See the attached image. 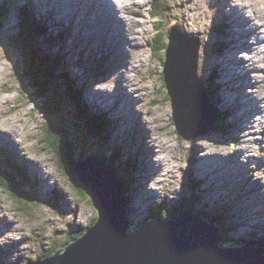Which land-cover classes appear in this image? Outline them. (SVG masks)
<instances>
[{"label": "rangeland", "instance_id": "obj_1", "mask_svg": "<svg viewBox=\"0 0 264 264\" xmlns=\"http://www.w3.org/2000/svg\"><path fill=\"white\" fill-rule=\"evenodd\" d=\"M219 2L223 3V0H217L216 2H214V0H193V2H191L190 5H188V4L185 5L183 2L184 6L182 7V4L176 5L175 0H131L130 9L127 10V13H126L127 18L125 17L124 20L126 23V29L129 30L128 31V34H129L128 38L130 41L133 42L132 43L133 49L130 52V55H132L135 59V62L131 65L132 66L130 69L131 71H129V73H127V75L129 76V79H130L129 85H131L132 88H134L135 91L137 93H139L137 95H138V98L141 99L140 103L142 105H144V106L140 107V110L143 112H146L148 114V120L151 123V127H152V134L154 133V135L157 137V141L156 142L151 141L150 134L148 133L147 127H143L144 125H140L139 123H137L136 126H138L141 130L144 128V131H143L144 139H141V141L145 140L147 142V140H148L149 151L151 152L152 155L155 154V157L153 156V158H150V161L151 162H157L156 158H159V159H161V166H163V169H162L160 175L156 176V178L153 176H150V174H149L144 179H140V181H139L140 185H142L145 189L144 192L142 193V195L147 200H150L151 198H153L152 193L148 190V187L150 185L152 186V188L155 187V188H158L159 190L164 188V190L166 191V193L164 195L168 199L172 200L171 195L173 193L171 192V190L167 187L166 188L163 187V185H164L163 182H166L168 180L172 181L171 179H173L171 177V175L167 173V172H170L169 169L171 167L174 168L173 172H177V173H180V169L183 167L184 168L189 167V171H191V172H193V171L199 172V170H200L199 165H195L193 162H192L193 166H189L186 161L185 162H183L182 160H179L178 162L175 161L177 159L176 157L179 156V153L177 152L179 150V148L182 147L184 154L187 153V149L190 145H192L193 139L192 140H185L183 138L178 139L176 137V135H174L175 126H174V123L172 122V118H171V116H172L171 104L169 101H166L164 99V96L166 94V89H161L162 93L160 92L161 81L159 78V74H160V72H163L164 64H161L159 58L157 56H155L154 53H152L154 50V47H156V37H157L156 30L160 29V31L164 32V30H168L169 28H173V29L175 28L180 34H184L187 36L190 35L192 37H194L195 34L204 33L203 31H206V33L211 34L212 26H210V25L212 24V19L214 18L217 20L223 14L226 15V13H225L226 9L223 10V6L219 5ZM250 2L253 3V1H250ZM192 3L195 4V6H192ZM245 3H246V1L244 0V4ZM25 4L26 5L36 4V0H30L28 2H25ZM154 4L158 5L160 7V9L163 11V15H164L162 18V20L164 22L163 25H161L159 23L160 18L157 15V13L155 12ZM73 6L74 5L70 6V9H72ZM105 7L109 8V5L107 4ZM194 8H195V10H194ZM258 8H260V9H258ZM263 8H264V3L260 4L258 7H256L257 11L261 12V15L264 14ZM253 9H255V8L253 7ZM242 10H243L245 16L251 15V14H248V12H249L248 7H245ZM257 11H256V13H257ZM217 12H220L222 15L220 13L217 15ZM104 14H106V13H104ZM112 14L114 15L113 12H112ZM240 15L242 17V14H240ZM225 17H227V16H225ZM80 18H82V14H80ZM89 21H91L90 17L87 14H85V16L83 17V20H81L80 22H70L69 23L70 26H68L67 24H64L65 26H62L64 28V30H67V32H66L67 33L66 44L76 46V48L78 50H80L81 52H83L85 54V57H87L89 55L91 56V54L93 53V50L95 49V46H98V49L104 48L106 45L109 44V40L111 38L109 36L103 37V38L101 37V39H102L101 44H99L98 41H93L94 37L88 31V29L89 30H92V29H91V27L87 28V26H86L87 23H89ZM221 21H223V20H221ZM263 22H264V19H263ZM219 23H220V20H217V24H219ZM130 26H132L133 29H135V30L131 29ZM219 26L220 25H216L215 28L219 27ZM3 27H4V25H3L2 21H0V31L3 30ZM235 27H237V26H235ZM7 28L9 30L12 29L10 26ZM94 32L98 33L97 31H94ZM133 32H135V33H133ZM261 32H262V37H263L264 30H261ZM242 35H245V33H242ZM169 36H171V32L166 33V37H167L166 48L167 49L170 46V42H169L170 37ZM247 36L252 37V35L249 33V31L247 32ZM221 37H222V41H223L224 38L220 32L219 33V39ZM196 39H197V41H195L196 43H198L199 41H200V44L202 43V40L199 38V36ZM207 39H209V46H211L214 43L213 37H210ZM1 41H2V39H0V78H1L0 79V96H2V97H0V132H1L0 145H1V148L5 149L4 154L6 156L7 161L13 166L12 168H16V169L19 168L18 170H20V172L23 175H25V173L29 172L30 175L32 176V178H30V180L32 182L34 181V184L36 185V187L41 189L43 187V183H42V178H41L40 174H43L44 172L41 170V168H39V166L43 167V166L39 165V162H42L45 166L49 167V169L51 171H53L54 173H56L55 166L52 162H50V158L52 159V156L49 153L44 152V150L42 152H40V155L37 151L36 152L38 154L34 153V151H35L34 146H36V144H38L40 142L35 138L34 146L33 145L31 146V144H29V143L33 140V138L29 137V136H31L29 131H27L25 128H22L21 123L18 120V118H21L23 116L22 115L23 113L18 110V108L21 106L18 104L17 101H15V96L18 95L17 90H16V85H17L18 81H17L16 77L14 76L11 63L7 60L6 56H4L5 54H4V51L2 48ZM5 41H6V43H9L11 40L6 39ZM244 41H245V38L242 37V38H240L239 42L244 43ZM224 42H228V41L226 40ZM121 44H123V43L121 42L120 45ZM128 44L129 43L127 42L126 47L128 46ZM33 46H34V49L36 51H38L39 45L35 44ZM257 47L258 46H256V48ZM87 48L89 49V51H87ZM170 48H171V46H170ZM229 49H231V47H229L228 50ZM46 51H49V50L46 49ZM157 51H155L156 55H157ZM250 51H251V49H250ZM47 53L51 54V52H47ZM159 53L160 52H158V54ZM227 53L230 54V52H227ZM232 53L234 55H232L231 58L228 59V61H229L230 65H233L232 66V73H233L234 78L238 74H243V75H245V77H247V74L249 72L250 67H247L248 62L242 61V60H244L246 55L247 56H250V55H248L246 53V51L242 50L240 47L237 48L236 45H235V53H234V49L232 50ZM68 54L72 55L73 53L68 52ZM161 54L164 55L163 52H161ZM93 55H94L93 56L94 59H96L97 56H99V55H95V54H93ZM66 56H64L63 59L60 61L61 66L59 65V74L61 73V67H63L64 64L67 63V61H69L70 58L73 57V56L68 57L67 60H65ZM263 56H264V54H261L259 59L263 58ZM253 60H256V57H254ZM211 61H212L211 55L208 53H205V54H203L202 57H199V60L197 61V74L201 75L203 67L205 68L209 63H211ZM217 63L219 65V68L222 71L223 70V66H222L223 57H222V55H221V60L217 59ZM129 64H130V61H129ZM103 65L97 66L94 68L95 69L98 68V70L100 71V69ZM31 66H32V64H31ZM124 66H122L121 71L119 70L120 73H125V72H123V71H125ZM257 66L259 68H263L264 64L258 63ZM73 68L77 69L80 67L73 66ZM84 70H85V68H83L82 71H84ZM256 71L258 73H260L259 69H256ZM259 76H260L259 82L256 83L257 84L256 88L261 89V94L264 97V83H263L264 82V75H262L260 73ZM253 78L256 79L257 78L256 75H253ZM37 79L40 81L42 86L47 90V92L49 94L48 104L54 105V108H52V110H54L59 115V118L60 117L66 118L67 116L72 118L73 113L75 112L76 109L83 111V108L81 107V105H79L77 108L70 107L65 96L63 99H60L59 95H61V93L59 95H57L55 93V90L49 86V82L47 81V79L45 77H43L42 75L39 77V75H37ZM241 81H243V79L236 82V84H234V83L230 84V89L232 91L239 93L240 95L246 97L247 100H245V101H248L249 99L254 98V97L258 100V103H257V106L259 107L258 112H261V114H263L261 125H262V132H264V111L261 108V103H262L260 100L261 98L258 99L252 90L248 91V90L243 89L247 86V83H245L244 81L243 82H241ZM260 81H262V82H260ZM241 83L243 84L244 87H241ZM259 85H262L263 88L259 87ZM217 88L220 90V92L222 93L221 95L223 97L225 94L224 91L220 87H217ZM106 90L110 94L113 93L112 89L106 88ZM246 91H248V93L250 94L251 97L245 96ZM127 92H128V94L132 95V97H133L132 100L129 99L127 101V99L124 98L123 100L125 101V104L119 105V104L112 102L109 99L108 109L111 113H114L116 115V117L120 123L124 124L123 126L125 128L126 134L129 135L130 137H132V136H134V133H133L134 125L128 123L131 120L129 119L127 114L129 112V113L136 116L137 112L134 109V107L136 105V99H135V95L131 89H128ZM88 103L92 104L91 100L88 99ZM222 103H223V101H222ZM99 104H102V102ZM90 107H91V105H90ZM8 110H11V112H8ZM85 110H86V108H85ZM103 111L104 110H102V112ZM91 112H92V108L90 109L89 113H91ZM87 113H88V111L86 110V116H87ZM216 115L219 116V114H216ZM241 115H243V117H245V115L243 113ZM100 116L102 118V119H100V122L104 123V119H103L102 114H100ZM220 120L221 121L225 120V121H227L228 125H231V126H229V127H231L230 131L235 130L236 124H234L233 122H230L228 120V118L226 119L224 116H220ZM254 120H255V118H251V115H247L245 117V123L243 125H245L249 128L250 127L252 128L256 124V122ZM74 124H77V122H74ZM217 125H218L217 122H215L213 126L212 125H208V126H209V129H212V127L215 128ZM5 127H7V129H5ZM7 130H8V132H7ZM30 132H32V131L30 130ZM244 132H247V131H244ZM3 134H9V137H14L18 141H20V143H21L20 147L27 148L29 150V153L26 156V159L30 160L34 165H36V168H38L36 170L38 172L33 170L27 164H26L27 166L25 165V162H23L19 156V154H21L20 151L16 150V148L13 145L10 146V144L9 145L6 144L5 142L7 139H4ZM33 134H34V131H33ZM71 134L73 135V137H77L74 132H72ZM196 134H197V140H201L200 131H196ZM34 136H35V134H34ZM206 138L208 140H212V142H213L212 136L211 137L207 136ZM40 141L42 142V143H40V145L47 144L43 140H40ZM240 141L243 143L242 149L244 150V153H245V150L249 146L246 144L247 142L245 141V139H244V141H242V140H240ZM118 144L120 146L118 145V147L116 148V153H115V151L111 150V154L116 159L117 164L120 165V164L124 163L123 167H131V169L137 170V168H139V166L134 167L132 164L130 165L127 162V160H130L131 157L128 156L126 149L123 148V146H122L123 140H122V142L119 141ZM154 144H155V146H154ZM198 145L202 146L200 144H198ZM263 145H264V143H263ZM48 146H49V144H48ZM10 147H14L15 149L10 148ZM160 148H161L163 153L159 152ZM204 149L208 150V153H209L207 155L205 153V155L202 156L203 160L206 159L204 161V169H205L204 175L213 174L214 178H218L217 177V170H216V172L211 173V172H209L210 168H208L209 166H212V167L215 166V168H214V171H215V169H217V165L220 163V161H215L212 165H209V163L211 162V157H212L213 151L217 152L216 149H218V147L208 144V145L204 146ZM48 150H50V146H49ZM199 158H201V157L199 156ZM250 158H251V156L249 157V159ZM48 160L50 162V165L48 164L49 163ZM203 160L199 159L197 162L202 164ZM17 166H18V168H17ZM247 166H249V165H247ZM197 168H199V169H197ZM23 169H25L26 172H22ZM29 173L27 174L28 176H29ZM200 174H201V172H200ZM58 175L60 177L59 178L60 181L62 182V179H63L62 175L60 173ZM33 177L37 178L39 180V182L37 180L35 181V179H33ZM253 177L256 178L257 174L254 175ZM196 178L200 179L201 176L199 178V175H198L195 177V179ZM14 181L16 183H18V180L14 179ZM207 181H209V180H207ZM262 181L264 182V178L262 179ZM200 182H201V180H200ZM48 183L50 184V181ZM193 184L195 185V183H193ZM61 185L69 193V198H66V199L60 198V204H59L60 208H58L60 211L59 212L58 210L53 211L52 209H47V210L43 211L42 209H46L47 207H49L45 204L36 203L34 205H28L27 202L22 201L18 198H14L6 190H5V192H6V194H5L4 191H2L4 186H1V183H0V206L2 208L1 214L4 213V216H6L11 223L17 224L18 226L23 228V230L20 232V235H18L17 237L22 236L23 238L27 239L25 242L22 243V245L27 243L28 244L27 249H29V252H27V254L23 255L22 258L33 257L39 251H44V252L54 251L56 249V246L60 245V242L65 240L68 236H70L71 233L74 232V230H73L74 227L86 226L87 223L89 222V220L94 218V212L88 204L89 203L88 198L83 197L79 193V191H77L76 189L69 188L68 182H64ZM253 188H257V186H255ZM255 192H257V191H255ZM184 195L187 197V194L184 193ZM40 196H41V194L32 195L31 199L38 201ZM232 199L234 200L232 203V206L238 207L240 209V215L242 218L241 220H236L232 216L233 219H235V221H236V223L234 224V226H235V225H237V223L245 222L246 220L243 218L244 214H243V211L241 210V208L243 209V207H242L243 204H240L239 205L240 207H239L236 204L235 198H232ZM226 200H228V199H226ZM239 201L241 202V198H239ZM47 203H48V205L52 206L51 200L47 201ZM178 204H179V201H173L171 204V208H177ZM208 204H210L209 201H208ZM226 204L231 205L229 202H226ZM134 206L138 210L142 208L136 204H134ZM222 208L226 210V208H224V207H222ZM152 211H154V212L160 211L161 212L164 210L163 209H157V208H155V206H153ZM167 212H166V215H164L165 213H163V212L161 213L162 218H163L162 221H165V222L169 221L170 215ZM253 215L254 214H250L251 217ZM136 218H140V216L137 217V214H136ZM142 219H143V216L138 221H142ZM255 223L258 225L257 226L254 225L252 220H250L248 222L247 226L250 229V231L242 228L248 234L250 233L249 234L250 240L261 239L262 233H264V223H261L259 219H256ZM228 231H229L228 234L232 233L230 230H228ZM240 231L241 230L233 232L232 234H230V236H229L230 239H233L235 237V234L237 232H240ZM259 233H260V236L258 235ZM6 241H9L11 243V245L16 244L15 241L12 239L11 234H9L7 236H0V248H1L2 244ZM25 248H26V246H25ZM25 248L21 247V250L25 251L24 250ZM54 252H56V250ZM15 263H16V256L13 257L12 260H10L9 263H7V264H15Z\"/></svg>", "mask_w": 264, "mask_h": 264}, {"label": "water", "instance_id": "obj_2", "mask_svg": "<svg viewBox=\"0 0 264 264\" xmlns=\"http://www.w3.org/2000/svg\"><path fill=\"white\" fill-rule=\"evenodd\" d=\"M168 31L171 48L165 49L162 74L175 135L194 140L198 130L201 137H206L211 131L208 125L216 122V110L197 74L199 45L195 38L175 28ZM6 39L2 38L1 43L18 81L15 101L23 113L19 118L21 126L40 143L43 140L49 144L50 150L39 149L40 152L44 150L52 156L58 172L63 166L67 181L88 197L96 218L85 236L58 249L52 258L30 264H264V239L250 240L252 243L244 248L227 247L220 226L205 224L188 211L171 222L131 228L123 213L128 209L125 182L101 158L76 148L78 143L73 144L74 155L60 148L68 138H74L71 133L77 117L73 113L72 118H59L52 110L54 105L48 104L49 94L26 54L10 46ZM65 127L69 131L63 132Z\"/></svg>", "mask_w": 264, "mask_h": 264}, {"label": "trees", "instance_id": "obj_3", "mask_svg": "<svg viewBox=\"0 0 264 264\" xmlns=\"http://www.w3.org/2000/svg\"><path fill=\"white\" fill-rule=\"evenodd\" d=\"M154 6H155L154 7L155 12L157 13V15L160 18L159 19V23L161 25H163L164 24V22L162 20V18L164 16L163 15V11L160 9V7L158 5L154 4ZM4 15H7V13L2 8H0V18L1 17L4 18ZM22 29H23L24 35L21 37V39L19 41H17V39H16L14 41V43H16V46H19L22 50H24V51L26 50V51H28V53H30V56L32 57V59H33V61L35 63L34 66L40 72L39 73V77L41 75H43L47 79V81L49 82V86L52 89L55 90V93L57 95H59L61 93V90H62L61 88L66 89V87H67V92H70V91L76 92L74 90V86L70 83V81H69L70 84L67 83V81H68L67 76L65 74L64 75L59 74V65L61 66L60 61L63 59V57L65 55L64 56H61V55L55 54L53 52H51V54H50V53H47V52H50V51H45V49L43 48V42L40 41V38H41V35L43 34V32H45L44 28H39V26L34 21H29L27 19H24L23 20V24H22ZM220 32H221V35L224 38V32H223V29L222 28L216 27V28H213L212 31H211V34L213 35V42H214V37L217 38V42L209 50V53L210 54L220 55V54H222V52L224 50V48H222L223 46H225L224 40L222 41L221 38L219 39V33ZM166 33H167V30H164V32L163 31H160V29L156 30V34H157V37H156V47H154V50L152 52V53L155 54V56H157L159 58L161 64H164L165 49H166V45H167ZM35 44H38L39 45L38 51H36L34 49V46L33 45H35ZM47 47L50 48L51 47V44H48ZM155 51H157V55H156V52ZM158 52H160V53L158 54ZM161 52H163L164 55L161 54ZM202 53L205 54V50L204 49H203ZM103 61H106V60H103ZM159 78H160V81H161V86H160V92H161V89H165V84H164V80H163V77H162V73L159 74ZM201 78H202V80L204 81V83L206 85L207 95L209 96L211 102L216 107L217 106V101H218V94H217V87L218 86L215 83V70H211V69L209 70L207 67H205V68L203 67V70L201 72ZM59 97L61 99H63V97H61L60 95H59ZM164 99L166 101H169V98H168V96L166 94L164 96ZM216 108H217L216 109L217 110V114H219V116H217V124L218 125L214 128L213 136L214 135L215 136L220 135V136H222L220 138L223 139L227 135H230L231 131L228 128L231 125H228L227 124V121H225V120H223V121L220 120V116H224L227 119V112L226 111L225 112L223 111V114H222V113H220V111L218 109V106ZM86 109H87V111H89L87 107H86ZM79 113H80V116L78 117V119H79L80 123H81V120H82V121L86 122L87 125H91V127H90L89 130H90V133L94 137H98L99 140H100V138L113 137V133L109 135L108 134V130L112 129L113 128L112 125H114V124L108 123L106 121V123H104V126H103V125L99 124L98 121H92V120L90 121L91 114L88 112L87 113V116H86L85 109H83V113H82V110H79ZM97 118L98 119H102L101 116H97ZM64 131H69V130H68V128L65 127V128H63V132ZM174 135H175V133H174ZM176 137H178V136H176ZM68 140L69 141H65L64 142V143H66V145L65 144H63L62 146L60 145V148L67 149L70 153L73 154V151L76 148L81 147L82 140H81V138H78V137H74L73 139L72 138H68ZM57 141L59 142V139ZM119 141L122 142V139L120 138ZM75 143H78V144H77V147L74 149L73 144H75ZM61 144H62V141H61ZM44 148H49L48 144H44L43 149ZM137 149L141 151V154L139 155L140 162L137 163L135 161V159L132 158L131 155H130V157H131L130 160H127V162L129 164L132 163L134 166H137L138 164L141 165L142 162H143V159H142L143 158V155L142 154H144L143 153V148H142V146L139 145L137 147ZM1 150L5 153V149L4 148H1ZM99 151H100V149H99ZM190 151H191V149H188L187 153H185L183 155L184 162L186 161V156H188V153H189V156H188L189 157V160H191V162H192L193 153L190 154ZM133 154H134L133 155V157H134L135 154H136L135 151L133 152ZM99 156H101L102 158L106 159L107 160V163H110V164L115 165L114 161L109 156H106L105 157L103 151L100 152ZM114 160L116 162V159H114ZM51 161H53V160L51 159ZM60 163H59V166L62 165V164L60 165ZM123 165H124V163L120 164L121 172L122 173H128V176L123 175V177H124V180L126 181L127 186L129 187L128 179L126 180L125 177L130 178L131 177V174H132V170H131V167H123ZM11 167H13V166H11ZM62 167H61V169H62ZM17 168H18V166H17ZM12 170L15 173L16 177H19L20 178L21 182L18 181V183L21 186L25 187V184L31 182V180L28 179L25 175H23L20 172V170L18 171L16 168H12ZM134 171H136V170L134 169ZM138 171H139V168H137V172ZM184 171H185V169L182 170V172H184ZM10 176L14 180V177L11 174H10ZM188 179L190 180V182L191 181L193 182L192 176L190 174L188 176ZM131 182H132V180H131ZM192 182H191V185L193 184ZM194 182H195V185L194 186L199 185V183L196 182V179H194ZM0 183H1V186H4L3 189L6 190L7 192H9L14 198H18V199H20L22 201L27 200L22 195V193H20L18 191V189L16 187H14L13 183L11 181H9V178L5 174H3L1 171H0ZM69 188H73V187H69ZM29 193L31 195H34V193L32 191H30V190H29ZM56 193L58 195H56V196L55 195H52L51 202H52V206L55 209L58 210V207H59V204H60V198H62V196L60 195V193L58 191H56ZM79 193L83 197H85L81 191H79ZM192 197L193 198L195 197V200L190 203L191 204V207L190 208H191V210L195 214L199 215V217L201 216L204 219L206 218L205 220H208L209 222H213V223H215V224H217L219 226L224 227V230H226V228H225L226 226H225V224L223 222L224 221V216L222 217V216L218 215V213H220V212L216 211V213H213L211 210H209L207 208H205V210H208V212H204V211H200L196 207V204L199 206V204L202 203V201H203V196H202L201 189H198L197 193H194L193 192V196ZM68 198H69V196H68ZM130 204L133 205V202L131 201V198H130ZM214 209H216V208H214ZM219 210L220 211H223V208L222 207H219ZM163 213H165L164 215H166V212L163 211ZM167 213L170 215V219L171 220L179 214L178 209H176V208H170V209H168V212ZM158 215H160V214L153 215L149 219H152V217H155V216H158ZM148 216L149 215H147V217L145 219H143L142 222L145 221V220H147L148 219ZM133 219L135 220L136 218L133 217ZM95 221H96V218L94 217L91 220H89V222L85 226L86 227L85 229H80V227L78 229H75L76 231H74L71 234L72 237L71 238H68V241L75 240V239H78L79 237L83 236L86 233V231L88 230V228L95 223ZM131 225H133V224L131 223ZM225 242H226V238H225ZM57 249H58V246H56V249L55 250H57ZM54 251H50V252L42 255V258L41 259H43L45 257L48 258L50 256H53L55 254ZM23 264H25V262Z\"/></svg>", "mask_w": 264, "mask_h": 264}, {"label": "bare ground", "instance_id": "obj_4", "mask_svg": "<svg viewBox=\"0 0 264 264\" xmlns=\"http://www.w3.org/2000/svg\"><path fill=\"white\" fill-rule=\"evenodd\" d=\"M91 1H93V0H82V3L83 4H89V3H91ZM246 1V3L244 4V0H226V2L228 3V8L226 9V13L228 14V18H231V17H239V19H238V21L237 20H235V21H228V20H226L225 18H223L222 20L223 21H226L228 24H230L231 26H232V22H236L237 23V25H240L239 27L237 26V27H233V34H238V35H242V30H245V35H242V37L243 38H245V41H244V43H246V45H245V47L248 49V50H250L251 49V52L252 53H254L255 55H254V57H256V60H252V65H251V69H253L256 73H257V71H256V69H259V67L257 66V64L259 63V62H264V56H263V58L262 59H259V57H260V55L261 54H264V47L263 46H258L257 48H256V46H257V44H259V45H264V38L262 37V35L261 34H259V32H261V30H264V22H263V19H264V14L263 15H261V12L260 11H257V9H256V7H258L260 4H263L264 3V0H245ZM250 1H253V3H251ZM97 2L99 3V4H102V5H104L103 7H105L107 4L109 5V8H107V9H109V11H108V13H109V16H110V18L111 19H115L114 18V16H113V14H112V12L110 11L112 8H113V2L111 1V0H97ZM75 3L73 2V0H69L68 1V3H67V5H68V7H69V9H70V6H72V5H74ZM82 4V5H83ZM222 4H224V3H220L219 2V5H222ZM192 6H195V4H193L192 3ZM223 6V5H222ZM245 7H248L249 8V12H248V14H251V15H249V16H244V19L241 17V15L240 14H244V12H243V8H245ZM253 7L255 8V9H253ZM106 8V7H105ZM258 9H260V8H258ZM264 9V8H263ZM114 10L116 11L117 10V6H115L114 7ZM256 11H257V13H256ZM103 13H106V12H103ZM220 12H217V15L219 14ZM264 13V12H263ZM221 14V13H220ZM104 14H96L94 17H95V21L98 23V24H100V26H99V31H98V33H97V39H96V41H98L99 42V44H101V41H102V39H101V37H100V32H101V30H102V28H103V26H104V23H105V17L103 16ZM106 15V14H105ZM222 15V14H221ZM223 16V15H222ZM224 17V16H223ZM127 18V17H126ZM93 19V18H92ZM128 20V19H127ZM219 20H221V18L219 19ZM130 24V23H129ZM125 22H124V25L122 24V22H119V25L117 26L118 27V31H122V29H123V31H126L125 30ZM131 27V29H133V27L132 26H130ZM220 27V26H219ZM129 28V27H128ZM45 29V28H44ZM133 30H135V29H133ZM249 31V33L252 35V37H248L247 36V32ZM167 32H170V31H168L167 30ZM133 33H135V32H133ZM262 33V32H261ZM107 34H109V32L108 33H106V32H103V35H102V38L103 37H105V36H107ZM129 35V34H128ZM240 36H238V37H236V38H239ZM121 37H123V36H121ZM170 37V36H169ZM225 37V36H224ZM221 39H222V37H221ZM261 39V40H260ZM123 40V39H122ZM224 41H226L225 40V38L223 39ZM195 41H197V39H195ZM238 41H240V38L238 39ZM122 41L121 40H119L118 41V45L121 43ZM243 42V41H242ZM196 43V42H195ZM225 44L227 43V42H224ZM196 44H198V45H200V41L198 42V43H196ZM130 45V43L128 44V46ZM235 45H236V47L237 48H239V46H238V44H237V42H235ZM170 48V46L168 47V49ZM228 48H229V46H228ZM47 49V48H46ZM97 49H98V47H97ZM96 49V51L94 52V54L95 55H100V54H102V53H99L98 52V50ZM86 51V50H85ZM87 51H89V49L87 48ZM73 53V52H72ZM121 53V51H119V50H117V52H116V54H114V56L113 57H115V59H118L117 61H124V60H121V59H123V58H125L124 56V54H120ZM68 57H71L72 55H69L68 53L66 54ZM65 55V56H66ZM234 55V54H233ZM102 57H103V59L104 60H108V57H107V55H102ZM253 57V58H254ZM203 59V58H202ZM126 62H128L129 63V61L127 60ZM109 63L112 65V68L111 67H109V68H106V71H107V69H108V73L110 72V73H112V72H115V73H118V74H120V71H119V69H117L116 67H115V65H114V61H109ZM264 64V63H263ZM76 67V66H75ZM126 68V65L124 66V69ZM264 68V67H263ZM76 69V68H75ZM81 70H83V68H81ZM254 72V73H255ZM109 75V74H108ZM121 75H123V73L121 74ZM15 76V75H14ZM1 79V78H0ZM241 79H243V81L245 82V83H247V86L245 87V88H243V89H245V90H248V91H250L251 89H250V85H249V83H248V78L247 77H245V75H243V74H238V75H236L235 76V78H234V84H236V82H238L239 80H241ZM12 81V80H11ZM243 81H241V82H243ZM260 82H262V81H260ZM264 83V82H263ZM262 84V83H261ZM13 86V85H12ZM241 87H244L243 86V84L241 83ZM259 87H262V85H259ZM263 88V87H262ZM12 89V88H11ZM242 89V88H241ZM248 91H246V93H245V96H248V97H251L250 96V94L248 93ZM222 94V93H221ZM224 94V93H223ZM120 95V94H119ZM242 96V95H241ZM127 97H128V99H130V100H132V95H130V94H128V92H127ZM249 100H251L252 101V103H253V106H254V111H256L255 113H260L261 114V112H258V110H259V107L257 106V103H258V100L254 97V98H251V99H249ZM261 100V102L262 103H264V98L262 99H260ZM243 102H246V101H243ZM90 105L91 104H89L88 102H87V105H86V107L88 108V110L90 111V109H91V107H90ZM214 105V104H213ZM85 107V108H86ZM204 109L206 110V108L204 107ZM87 110V109H86ZM88 111V112H89ZM213 112V111H212ZM91 114V113H90ZM243 114L245 115V117L247 116V114L246 113H244L243 112ZM251 118H255V116H253V115H251ZM90 119H91V116H90ZM255 122H257L256 120H254ZM217 122V121H216ZM175 126V125H174ZM208 128H209V126H208ZM231 127H229L228 129H230ZM246 128H247V130H251V127L249 128V127H247L246 126ZM253 128V127H252ZM5 129H7V127H5ZM175 131H176V128H175ZM195 131H198V130H195ZM233 131H235V130H233ZM5 132V131H4ZM7 132H8V130H7ZM6 132V133H7ZM0 135H1V132H0ZM4 135V139H9V134H3ZM11 135V134H10ZM241 136V135H240ZM244 139L245 138H242L241 140L242 141H244ZM2 143V142H1ZM6 144H8L9 145V143L6 141L5 142ZM146 144V141L144 140V141H140V143H139V145L140 146H142V148L144 147V145ZM11 146V145H10ZM19 151V150H18ZM137 151H140V150H138L137 149ZM135 153H136V151H135ZM143 153L144 154H142L143 155V163L146 161V158H148L149 160H150V158H153V156L155 157V154L154 155H152L151 154V152L149 151L148 152V149H147V151H144L143 150ZM141 154V152L139 153V155ZM149 154V155H148ZM240 154L241 155H244V150L241 148V150H240ZM148 155V156H147ZM227 154H223V155H221V154H219L218 152H214L213 151V154H212V157H211V162L209 163V165H212L215 161H222V160H225V156H226ZM177 159L175 160L176 162H178L179 160H181L180 158V155L179 156H177L176 157ZM200 159H202L203 160V158L201 157ZM240 159H242V158H240ZM156 160H157V162L158 163H156L155 164V168H160V166H161V159H159V158H156ZM206 160V159H205ZM205 160H203V163L202 164H200L199 162H196V165H199V168H200V170H199V173L201 172V174H204L205 173V169H204V161ZM253 160V157H251L250 159L248 158V162H247V160H245V166H247V165H249V164H251V161ZM192 162H193V159H192ZM191 162V160H190V165L191 166H193V163ZM249 163V164H248ZM25 165H26V163H25ZM27 166V165H26ZM199 168H197V169H199ZM208 168H210V171L209 172H211V173H214V172H216V170L217 169H215V171H214V168H215V166L214 167H212V166H209ZM19 169V168H18ZM17 169V170H18ZM173 167H171L169 170L170 171H173ZM183 169H185L184 167L183 168H181L180 169V173L182 172V170ZM19 171V170H18ZM22 172H26L25 171V169H23L22 170ZM29 173V172H28ZM28 173H25V176H27V178L28 179H30V178H32V176L30 175V173H29V176L27 175ZM231 176V172H230V174L228 175V177H230ZM33 179H35V181L37 180L38 182H39V180L37 179V178H35V177H33ZM197 179V178H196ZM33 183H34V181H33ZM193 183H195V182H193ZM199 183V185H196V186H194V184H192L191 185V190H192V192H194V193H197V191H198V189H200V181L198 182ZM198 188V189H197ZM196 190V191H195ZM254 192L255 191H258V187L257 188H253L252 189ZM202 191V196H203V201H202V203H200L199 204V206L196 204V207L200 210V211H204V212H208V210H205V208H207V209H209V207H211L212 206V204L210 203V204H208V201H209V198L207 197V195H206V193L205 192H203V190H201ZM185 194H187V197L188 198H192V194L191 193H189V192H185ZM53 195H58L57 193H56V190L53 192ZM233 199H228V200H226V202H229L230 204H231V206H232V203H233ZM202 209H201V208ZM214 208H216V206L214 207ZM217 209V208H216ZM215 209V210H216ZM195 216L197 217V218H199V220H201L202 222H204L205 224L206 223H209V221L208 220H205L204 218H202L201 216L199 217V215H197V214H195ZM133 217H135L136 218V214L135 215H131V216H124V218L127 220V221H129V222H131V223H134V222H136V221H138V220H140V218L142 217V215L140 216V218H136L135 220L133 219ZM201 218V219H200ZM213 223V222H212ZM231 231V230H230ZM228 233H229V231H228ZM227 233V234H228ZM229 236H230V234H228ZM231 240L232 239H230V242H231Z\"/></svg>", "mask_w": 264, "mask_h": 264}, {"label": "flooded vegetation", "instance_id": "obj_5", "mask_svg": "<svg viewBox=\"0 0 264 264\" xmlns=\"http://www.w3.org/2000/svg\"><path fill=\"white\" fill-rule=\"evenodd\" d=\"M243 129H244L245 131H248L247 128H246V126H245V128H243ZM177 138H178V137H177ZM10 148H14V147H10ZM14 149H15V148H14Z\"/></svg>", "mask_w": 264, "mask_h": 264}]
</instances>
